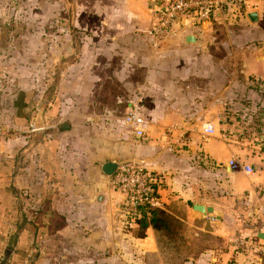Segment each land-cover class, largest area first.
Here are the masks:
<instances>
[{
  "label": "crops",
  "instance_id": "1",
  "mask_svg": "<svg viewBox=\"0 0 264 264\" xmlns=\"http://www.w3.org/2000/svg\"><path fill=\"white\" fill-rule=\"evenodd\" d=\"M5 2L0 46L17 47L24 4ZM66 2L59 26L57 9L49 8L55 24L45 40L53 50L61 29L60 39L77 47L64 75L72 104L99 111L94 121H121L120 113L138 104L147 136L93 141L88 127L79 136L68 124L56 132L63 109L56 95L39 107L32 89H0V263L10 250L5 264H165L149 215L141 211L123 224V194L101 170L115 162L155 176L159 208L189 202L191 211L203 205L220 213L214 233L226 236L227 229L233 244L183 264H264V0L193 23L157 46L149 31L159 0ZM36 14L40 20L39 7ZM39 109L41 130L51 131L24 134ZM105 141L115 144H99ZM239 238L247 249L236 246Z\"/></svg>",
  "mask_w": 264,
  "mask_h": 264
},
{
  "label": "rangeland",
  "instance_id": "2",
  "mask_svg": "<svg viewBox=\"0 0 264 264\" xmlns=\"http://www.w3.org/2000/svg\"><path fill=\"white\" fill-rule=\"evenodd\" d=\"M5 1L9 4H13V2L15 4L16 2V0H3V2ZM19 2H23L25 8L23 17L19 16V19L21 18L22 20L23 18L24 21V39L23 43L20 40L21 43L17 47L13 45L0 46V89H5L7 92L17 90L21 86L32 89L35 94V102L39 99L42 100V103L40 102L38 105L39 107L44 106V103L56 95L59 104H62L63 108L59 110L60 115L56 119L59 123L54 129L56 132H61V125L68 124L72 128L73 133L79 136L81 134L84 135L86 132L85 127H88L87 132L93 141L99 137L104 138L106 135L107 139H111L113 134H118L120 138L132 133L133 137H135L134 125L126 119L128 109L120 113L121 121H94V119L99 118V111L94 109L83 110L79 105L72 104L71 95L68 94L71 79H66L64 75L70 62L69 60L74 57L77 47L60 39L64 38V30L61 29L56 30V35L59 38L55 46H53V50L49 49L48 40H45V37L49 34L48 26L50 27L49 24L54 21L53 17L55 16L48 13L49 8L55 7L57 9L56 17L59 23L57 25L59 26L60 23L65 22L63 9L67 5L66 0H19ZM38 7L41 12L40 20H37L38 15L36 14ZM7 8L9 7L4 9ZM9 10V15H11L12 9ZM39 21L42 24L40 47L36 46L35 42L37 41L34 40V34L38 32L37 25H39ZM1 83L3 87H1ZM30 93L32 94V92ZM74 98L72 99L73 102H80V94H76ZM87 116L88 118L90 117L89 121H86ZM142 118L144 119L143 116ZM34 122L30 124L24 134L29 136L41 135L43 137L51 131V129H42L39 132H33ZM145 125L146 121L144 119L142 128L146 137ZM162 129L164 132L167 130L166 128ZM37 140L39 141V137ZM38 141H35V145ZM99 144L110 148L115 142L105 141ZM171 213L172 218L179 222L177 225L172 224L171 232L173 235L170 237L171 239L164 237L163 233L158 236L165 264H183L189 259L197 258L207 250H223L226 245L233 244L234 239H232V235L229 236L227 229L224 230L226 236H221L220 234L219 236L214 233L215 224L221 221L222 216H214L213 214L194 216L191 207L186 203L182 206H175L171 209Z\"/></svg>",
  "mask_w": 264,
  "mask_h": 264
},
{
  "label": "built area",
  "instance_id": "3",
  "mask_svg": "<svg viewBox=\"0 0 264 264\" xmlns=\"http://www.w3.org/2000/svg\"><path fill=\"white\" fill-rule=\"evenodd\" d=\"M255 1L258 0H159L154 10L155 21L149 36L154 46H157L176 37L181 30L189 28L193 23L201 25L212 21L213 18L240 14ZM126 119L134 125L136 137L141 138L145 135L142 128L144 119L139 113L138 104L128 108ZM212 131V127L203 129L206 135H210ZM229 167L235 169L237 164L230 161ZM155 182V176L136 163L118 164L110 183L124 197L121 207L124 226L135 222L146 205H157L151 188ZM235 244L240 249L248 247V242L241 238L236 239Z\"/></svg>",
  "mask_w": 264,
  "mask_h": 264
},
{
  "label": "trees",
  "instance_id": "4",
  "mask_svg": "<svg viewBox=\"0 0 264 264\" xmlns=\"http://www.w3.org/2000/svg\"><path fill=\"white\" fill-rule=\"evenodd\" d=\"M151 188L153 190L152 196L156 199L157 193H156V185H151ZM191 207V203H187ZM179 206V205H175ZM170 207L167 208H159L157 206H150L146 205L143 209V216L149 215L150 217V223L152 226V229L155 232L163 233L164 237L171 239L170 237L173 235L171 232L172 224L177 225L179 222L176 219L172 218L171 209L174 208Z\"/></svg>",
  "mask_w": 264,
  "mask_h": 264
},
{
  "label": "water",
  "instance_id": "5",
  "mask_svg": "<svg viewBox=\"0 0 264 264\" xmlns=\"http://www.w3.org/2000/svg\"><path fill=\"white\" fill-rule=\"evenodd\" d=\"M193 37L192 36H188L186 41L187 42H191L193 41ZM46 104V103H44ZM42 116L44 117V114L42 113V109H39L38 113H37V118L34 122V126H33V130L35 132H39L41 131L42 128ZM118 167V164L115 162H107L102 166V173L107 176V177H112V175L115 173L116 169ZM192 212L194 216H201V215H206V214H213L214 216L218 215L220 216L219 212L216 211H212V209L210 208H206L203 205H193L192 206ZM10 255V250L5 251L2 261L0 264H5L8 257Z\"/></svg>",
  "mask_w": 264,
  "mask_h": 264
}]
</instances>
